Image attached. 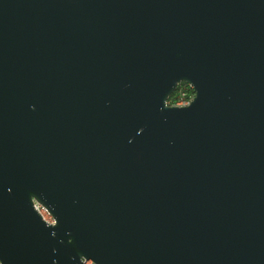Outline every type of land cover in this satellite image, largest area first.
<instances>
[{"label": "water", "instance_id": "water-1", "mask_svg": "<svg viewBox=\"0 0 264 264\" xmlns=\"http://www.w3.org/2000/svg\"><path fill=\"white\" fill-rule=\"evenodd\" d=\"M87 261L264 264V0H0V263Z\"/></svg>", "mask_w": 264, "mask_h": 264}, {"label": "trees", "instance_id": "trees-1", "mask_svg": "<svg viewBox=\"0 0 264 264\" xmlns=\"http://www.w3.org/2000/svg\"><path fill=\"white\" fill-rule=\"evenodd\" d=\"M194 97L192 87L186 82H180L174 91L168 96L166 104L176 106L179 102H190Z\"/></svg>", "mask_w": 264, "mask_h": 264}, {"label": "rangeland", "instance_id": "rangeland-1", "mask_svg": "<svg viewBox=\"0 0 264 264\" xmlns=\"http://www.w3.org/2000/svg\"><path fill=\"white\" fill-rule=\"evenodd\" d=\"M42 208V207H41ZM41 214L43 215V217H44V219L47 221V222H49V223H53L54 221H53V219H52V217H51V215L47 212V211H45V210H43V209H41Z\"/></svg>", "mask_w": 264, "mask_h": 264}, {"label": "built area", "instance_id": "built-area-1", "mask_svg": "<svg viewBox=\"0 0 264 264\" xmlns=\"http://www.w3.org/2000/svg\"><path fill=\"white\" fill-rule=\"evenodd\" d=\"M184 104H187V102H179L176 106H183ZM36 208L38 209V211H39V213L41 214V209H43V210H45L46 211V209H44V208H41V206H36ZM41 216L43 217V215L41 214ZM43 219H44V217H43ZM45 220V219H44ZM46 221V220H45ZM49 223V222H48ZM87 264H90L89 263V261H87Z\"/></svg>", "mask_w": 264, "mask_h": 264}, {"label": "bare ground", "instance_id": "bare-ground-1", "mask_svg": "<svg viewBox=\"0 0 264 264\" xmlns=\"http://www.w3.org/2000/svg\"><path fill=\"white\" fill-rule=\"evenodd\" d=\"M189 104V102L187 103V104H184L183 106H186V105H188ZM89 263L90 264H94L92 261H89ZM1 264V263H0ZM84 264H87V262H84Z\"/></svg>", "mask_w": 264, "mask_h": 264}]
</instances>
